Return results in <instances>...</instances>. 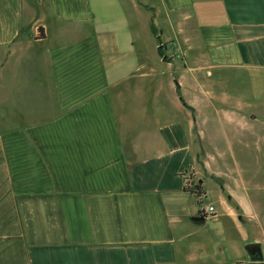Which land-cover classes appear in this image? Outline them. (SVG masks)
Returning <instances> with one entry per match:
<instances>
[{"label":"crops","instance_id":"0c3cea01","mask_svg":"<svg viewBox=\"0 0 264 264\" xmlns=\"http://www.w3.org/2000/svg\"><path fill=\"white\" fill-rule=\"evenodd\" d=\"M248 243L264 264V0H0V264Z\"/></svg>","mask_w":264,"mask_h":264},{"label":"water","instance_id":"95a60500","mask_svg":"<svg viewBox=\"0 0 264 264\" xmlns=\"http://www.w3.org/2000/svg\"><path fill=\"white\" fill-rule=\"evenodd\" d=\"M202 219L203 218H200V217L195 218V220H202ZM245 250L251 256L253 261L258 262L260 264L262 257H261V251H260V244L259 243H248L245 246Z\"/></svg>","mask_w":264,"mask_h":264},{"label":"trees","instance_id":"16d2710c","mask_svg":"<svg viewBox=\"0 0 264 264\" xmlns=\"http://www.w3.org/2000/svg\"><path fill=\"white\" fill-rule=\"evenodd\" d=\"M185 190L193 193L195 197L198 199V201H200V198L203 197L204 195L203 188L201 187V184L198 183L196 184L191 183V185H186Z\"/></svg>","mask_w":264,"mask_h":264},{"label":"rangeland","instance_id":"374dc122","mask_svg":"<svg viewBox=\"0 0 264 264\" xmlns=\"http://www.w3.org/2000/svg\"><path fill=\"white\" fill-rule=\"evenodd\" d=\"M228 143L226 142L225 143V141H224V139L221 137V140H220V150H222L223 149V151H224V153H225V155H226V153H228ZM227 157H228V155H227ZM255 168V167H254ZM202 201H203V203L201 204L202 205V207L203 206H205V204H206V202L204 201V197H202ZM210 216H207V218H209ZM207 223L208 224H210V220L208 219L207 220ZM247 244H245L244 245V249H245V246H246Z\"/></svg>","mask_w":264,"mask_h":264},{"label":"built area","instance_id":"2783aa9c","mask_svg":"<svg viewBox=\"0 0 264 264\" xmlns=\"http://www.w3.org/2000/svg\"><path fill=\"white\" fill-rule=\"evenodd\" d=\"M202 199V197L200 198V200ZM204 212H206V214H212L213 212H214V208L212 207V206H209V207H207L205 210H204ZM203 212V213H204Z\"/></svg>","mask_w":264,"mask_h":264}]
</instances>
